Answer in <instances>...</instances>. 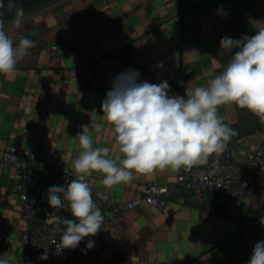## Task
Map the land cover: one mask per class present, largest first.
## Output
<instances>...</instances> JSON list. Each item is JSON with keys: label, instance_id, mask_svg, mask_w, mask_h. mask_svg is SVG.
<instances>
[{"label": "crops", "instance_id": "crops-1", "mask_svg": "<svg viewBox=\"0 0 264 264\" xmlns=\"http://www.w3.org/2000/svg\"><path fill=\"white\" fill-rule=\"evenodd\" d=\"M18 12L23 16L16 27ZM0 24L14 41L19 31L41 34L63 53L52 62L47 52L31 48L14 74H0V153L17 145L22 155L72 168L85 125L93 147H107L119 165L123 155L101 110L116 77L131 69L140 74L137 83L167 81L170 97L206 87L239 50L222 53L221 38L240 39L264 28V0H43ZM177 76L182 87L175 84ZM218 115L236 133L227 145L264 140V124L247 109L224 104ZM177 172H133L129 182L111 188L101 183L102 173L86 177L96 190L129 200L153 180H175ZM18 179L17 167L0 162V259L37 264L22 239L27 224L15 192ZM263 204L264 188L215 211L183 192L163 211L145 203L135 208L112 239L127 264H248L256 243L264 241V228L253 223Z\"/></svg>", "mask_w": 264, "mask_h": 264}, {"label": "clouds", "instance_id": "clouds-1", "mask_svg": "<svg viewBox=\"0 0 264 264\" xmlns=\"http://www.w3.org/2000/svg\"><path fill=\"white\" fill-rule=\"evenodd\" d=\"M22 16L18 12L16 27ZM32 47L34 42L27 37L15 42L0 24V74H14ZM220 48L222 53L239 50L206 87H187L184 96H168L167 81L137 83L140 74L131 69L116 77L101 110L113 126L123 159L118 165L107 147H93L89 126H81L77 137L82 150L72 163L76 179L67 187L54 185L47 190V203L61 208L67 201L74 217L63 221L67 227L58 250L77 248L85 237L95 236L101 228L103 216L85 180L90 172L102 173L101 183L111 188L129 182L133 172L149 174L166 168L178 171L205 162L208 156L222 153L236 134L218 115L219 106L224 104L235 103L264 124V28L240 39L222 37ZM260 223L264 225V217ZM92 247L89 240L87 248ZM47 258L46 252L40 257ZM0 264H10V260L0 259ZM248 264H264V241L256 243Z\"/></svg>", "mask_w": 264, "mask_h": 264}, {"label": "built area", "instance_id": "built-area-1", "mask_svg": "<svg viewBox=\"0 0 264 264\" xmlns=\"http://www.w3.org/2000/svg\"><path fill=\"white\" fill-rule=\"evenodd\" d=\"M21 37L32 40V48L47 52L52 62L60 59L63 54L59 46L51 43L45 35L19 31L15 35V42L18 43ZM21 64L18 63L19 66ZM175 84L182 87L183 78L177 76ZM0 162L19 169L15 192L21 202L22 218L27 224L22 239L37 264H80L85 261L93 264H127L126 257L120 254L119 245L112 239V232L130 212L142 204L163 211L169 206L172 196L191 192L215 211L238 197L253 196L258 189L264 188V140L252 145L244 142L229 144L222 153L215 154L209 164H195L190 169L182 167L175 180L170 182L153 180L149 182L144 194L129 200H119L109 192L96 190L92 181L85 176L92 199L103 216V223L95 236L85 237L80 242L84 248L82 252L78 247L58 250L61 236L67 227L63 221L74 217L67 201H64L61 208L44 209L40 184L49 180L52 186L67 187L76 179L73 168L22 155L17 145L0 153ZM10 197L11 194H8L7 198ZM261 217H264V204L253 222L264 228L260 223ZM89 240L93 242L90 249L87 248ZM45 252L48 258L41 260Z\"/></svg>", "mask_w": 264, "mask_h": 264}, {"label": "water", "instance_id": "water-1", "mask_svg": "<svg viewBox=\"0 0 264 264\" xmlns=\"http://www.w3.org/2000/svg\"><path fill=\"white\" fill-rule=\"evenodd\" d=\"M43 0H0V22L11 17L22 7L30 6Z\"/></svg>", "mask_w": 264, "mask_h": 264}, {"label": "trees", "instance_id": "trees-1", "mask_svg": "<svg viewBox=\"0 0 264 264\" xmlns=\"http://www.w3.org/2000/svg\"><path fill=\"white\" fill-rule=\"evenodd\" d=\"M51 182L49 180H44L41 182L40 184V194H41V200H42V206L44 209H49L51 208L52 206H50L48 203H47V190L49 187H51ZM78 250L80 252H82L84 250L83 248V244H79L78 245Z\"/></svg>", "mask_w": 264, "mask_h": 264}]
</instances>
